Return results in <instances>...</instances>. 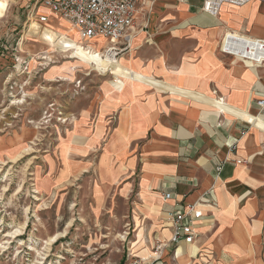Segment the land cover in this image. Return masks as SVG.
I'll return each instance as SVG.
<instances>
[{"label": "rangeland", "instance_id": "rangeland-1", "mask_svg": "<svg viewBox=\"0 0 264 264\" xmlns=\"http://www.w3.org/2000/svg\"><path fill=\"white\" fill-rule=\"evenodd\" d=\"M11 1L0 0V44H6L0 47V69L6 71L0 89V161L6 162L0 163V244L9 231L20 228L21 234L3 244L8 248L0 247V264H128L143 244L154 251L160 213L151 212L157 205L149 210L140 196V171L117 170L114 180L117 173L111 170L140 155L143 144L132 142L123 151L111 139L116 116L103 123L102 108L117 95L112 85L120 80L122 57L133 54L132 42L116 65L99 70L98 56L68 43L66 33L74 40L79 33L63 19L54 18L58 28L43 25L29 35L36 25L27 31L23 22L14 24L22 1ZM144 21L147 26L139 24L133 39L141 29L163 24L151 12ZM23 31L20 51L16 41ZM17 55L25 59V72L14 67ZM85 108H94L86 118ZM257 191L261 209L249 218L263 220L257 248L264 261V191ZM220 225L212 224L214 235ZM202 249L194 264H206L204 252L216 264H244L255 257L220 248L215 237ZM177 258L170 252L152 264H181Z\"/></svg>", "mask_w": 264, "mask_h": 264}, {"label": "crops", "instance_id": "crops-1", "mask_svg": "<svg viewBox=\"0 0 264 264\" xmlns=\"http://www.w3.org/2000/svg\"><path fill=\"white\" fill-rule=\"evenodd\" d=\"M202 5L203 0H146L141 5L138 24L147 26L144 20L150 12L163 24L141 29L132 40L133 54L122 57L120 80L112 85L118 97L112 95L102 113L104 125L116 116L111 139L122 144L123 151L132 142L143 145L140 155L111 170L117 173L114 180L120 172L140 171L139 193L149 210L157 205L151 212L160 213V238L170 236L168 224L162 225L164 209L179 201L195 202L207 191L215 196L218 206L207 207L215 210V222L221 224L215 235L212 223H203L198 244L179 249L185 253L192 246V264L212 237L238 256L255 255L244 264H264L257 248L263 220L249 218L261 209L255 191H264V122L252 118L261 111L256 100L264 97V68L220 50L227 31L264 37V0L224 4L217 15L203 12ZM29 33L35 36L37 26ZM148 36L152 43H144ZM5 72L0 69V89ZM217 96L225 100L219 104ZM219 107L225 112L219 114ZM84 111L86 118L94 108ZM237 116L253 120L245 134L241 130L247 124ZM238 158L246 160L238 163ZM219 163L223 166L217 171ZM165 192L172 197L165 199ZM140 249V255L152 250L145 244ZM201 255L206 264H216L205 252Z\"/></svg>", "mask_w": 264, "mask_h": 264}, {"label": "built area", "instance_id": "built-area-1", "mask_svg": "<svg viewBox=\"0 0 264 264\" xmlns=\"http://www.w3.org/2000/svg\"><path fill=\"white\" fill-rule=\"evenodd\" d=\"M21 3L14 16V24L23 22L24 29L29 31L33 26L41 28L43 25L55 27L54 18L64 19L74 26L79 33L77 40L73 35L66 33L65 38L68 43L76 42L79 49L85 52L93 53L106 62H117L130 46L132 39L137 32L138 22L143 10L141 5L146 0H19ZM155 1V0H152ZM251 0H203L202 11L211 15H217L224 4L242 5ZM11 5L17 4L16 0L11 1ZM47 9V11H44ZM17 26L14 27V31ZM24 32L17 37L16 45L18 50H22ZM29 39V38H28ZM27 39V40H28ZM1 40V36H0ZM26 41V40H25ZM104 42L102 44L101 42ZM6 44L1 42L0 47ZM62 46V45H60ZM220 50L234 57L241 56L250 59L258 68L264 67V37H255L246 34H240L235 31L224 33ZM62 51V50H61ZM67 53V52H66ZM45 59V58H43ZM16 70L25 72L22 69L25 59L20 55L16 56ZM96 66V63L94 62ZM98 69L97 67L92 66ZM99 70H104V67ZM105 71V70H104ZM28 72V71H27ZM106 72V71H105ZM217 101L225 100L223 96H217ZM256 103L260 107L259 114H253V120H262L264 122V97L258 98ZM219 104H221L219 102ZM219 114L225 111L219 107ZM247 124L241 131L246 133L253 120H247L237 116ZM237 143H234L232 149L235 150ZM246 159L238 158L236 161L241 163ZM223 164L216 166L220 171ZM171 192H165L164 198L170 199ZM200 203L211 205L216 208L217 203L210 191L203 194L195 202L185 203L179 201L171 207L164 209L162 225L168 224L170 231L169 237L158 238L154 248L157 253L155 257L147 262L142 257L132 255L128 264H152L155 260L163 258L165 254L174 252L176 257L180 248L192 244H198L201 238V227L203 223H214L213 208H202Z\"/></svg>", "mask_w": 264, "mask_h": 264}, {"label": "bare ground", "instance_id": "bare-ground-1", "mask_svg": "<svg viewBox=\"0 0 264 264\" xmlns=\"http://www.w3.org/2000/svg\"><path fill=\"white\" fill-rule=\"evenodd\" d=\"M149 3H151V2H149ZM71 25V24H70ZM72 26V25H71ZM72 27H74V26H72ZM75 28V27H74ZM93 54V53H92ZM94 56H95V54H93ZM239 58H241L242 59V61L244 62V63H246V64H248L247 63V61H250V64L252 65V66H255V64H254V62L252 61V60H250V59H247V58H243V57H241V56H238ZM99 60H101V58L99 59ZM116 63L117 62H106V61H104V60H101V68L102 67H104V69H110V68H112L114 65H116ZM66 79H69V78H66ZM18 159H20V158H18L17 157V160ZM0 163H6L5 161L3 162V161H0ZM199 206L200 207H204V208H206L207 209V207L209 206V207H212L211 205H208V204H204V203H200L199 204ZM21 234V229L20 228H16L14 231H9V232H7V233H5L4 234V237L5 238H7V239H5L4 240V242H2L3 244L5 243V244H8V243H10L11 242V239L10 238H16L18 235H20ZM54 238H52V240H53ZM161 239H163V238H161ZM3 244H0V247H3V248H8V246H6V245H3ZM21 244H22V242H21ZM145 251H146V248L144 249ZM143 250V251H144ZM147 252H148V250H147ZM135 255H137V256H140V257H142V259L143 260H149L151 257L153 258V257H155L156 255H157V253L156 252H154L153 250H151L149 253H147V254H145V255H139V254H135ZM192 255H193V250H192V246H190L188 249H187V251L185 252V253H180V250H179V253H178V256H179V258H180V261H181V263L182 264H186V263H189L190 261H191V258H192Z\"/></svg>", "mask_w": 264, "mask_h": 264}]
</instances>
